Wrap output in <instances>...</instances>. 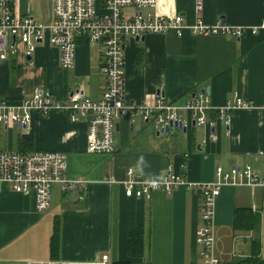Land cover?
<instances>
[{
    "label": "crops",
    "instance_id": "obj_1",
    "mask_svg": "<svg viewBox=\"0 0 264 264\" xmlns=\"http://www.w3.org/2000/svg\"><path fill=\"white\" fill-rule=\"evenodd\" d=\"M160 9L182 15L185 24L197 19L206 25L218 20L230 26L256 25L264 18V0H159ZM19 14L29 13L43 22L52 17L51 2L35 7L15 0ZM34 12V13H33ZM99 45L77 41L71 68L60 65L59 50L44 41L31 55L21 44L7 59H0V99L18 106L36 88L54 97L79 89L97 97L104 88ZM95 49V53L91 49ZM125 98L152 103L158 93L168 101L189 99L209 87L210 104L221 106L239 96L249 107L232 109L225 128L215 118V139L206 125L188 123L167 136L145 131L151 122L121 118L111 154L86 150V124L71 121L61 110L33 112L26 126L14 131L12 150L59 151L67 156L64 176L82 179L77 189L52 186L50 206L36 209L35 196L13 191L0 182V264H35L61 259L68 264H204L196 243L201 197L198 190L177 185L168 193L156 189L149 198L127 197L122 181L132 169L139 181L158 180L170 170L188 182L215 179L217 165L224 169L250 164L264 174V32L233 35L195 34L185 29L147 34L130 42L124 51ZM10 128V124L4 126ZM154 128V127H153ZM228 130V135L225 134ZM150 131V130H149ZM256 208L253 209L252 205ZM235 208H250L258 219L255 228L233 227ZM59 219V244L50 249L54 219ZM137 225L144 227L141 257L127 254V237ZM215 252L220 264H256L264 258V194L246 186H223L215 203ZM107 255L106 260L102 256ZM255 257V258H253Z\"/></svg>",
    "mask_w": 264,
    "mask_h": 264
},
{
    "label": "built area",
    "instance_id": "obj_2",
    "mask_svg": "<svg viewBox=\"0 0 264 264\" xmlns=\"http://www.w3.org/2000/svg\"><path fill=\"white\" fill-rule=\"evenodd\" d=\"M52 17L43 22L33 15L19 14L15 0H0V59L14 53L18 44L29 56L35 46L44 41L60 52L62 68H71L74 63L78 40L88 45L102 47L100 71L104 76V88L99 96L89 97L79 89L54 97L49 90L36 88L18 106L8 105L0 99V124H29L32 113L46 114L61 110L71 121L86 124V150L90 153L111 154L114 151V134L118 121L123 117L151 122L157 132L163 134L166 127L183 129L192 122L209 127V138L215 139V118L227 128L232 109L249 107L250 102L235 96L221 106L210 104L206 92H198L189 99L168 101L158 93L152 103L128 101L125 98L124 76L126 46L147 34L174 32L181 36L185 29L195 34H221L241 37L245 32H264V18L256 25L230 26L218 20L206 25L197 19L185 24L182 15L160 9L159 0H50ZM202 8L196 0L195 9ZM40 40V41H38ZM228 135V130L225 129ZM67 156L59 151L0 150V182L13 191L35 196L36 209L46 211L50 206L52 186L58 184L62 191L79 188L82 179H67L64 176ZM122 181L127 197L149 198L156 189L168 193L177 185L198 190L201 197L200 221L195 240L204 264H220L215 252L214 216L215 203L223 186H246L251 194L259 189L264 194V174L256 172L246 163L224 169L217 165L215 179L208 182H188L175 172L167 170L153 181H139L132 169ZM255 209L256 205L253 204ZM107 255L102 256L106 260ZM35 264H68L61 259H46Z\"/></svg>",
    "mask_w": 264,
    "mask_h": 264
},
{
    "label": "trees",
    "instance_id": "obj_3",
    "mask_svg": "<svg viewBox=\"0 0 264 264\" xmlns=\"http://www.w3.org/2000/svg\"><path fill=\"white\" fill-rule=\"evenodd\" d=\"M258 217L250 208H235L233 214V227L240 230H251L255 228ZM59 244V219H54L53 233L50 241V249L55 254ZM144 250V227L137 225L128 234L127 254L131 258L141 257ZM255 258V257H253ZM113 264H131L130 261H117ZM256 264H264V258Z\"/></svg>",
    "mask_w": 264,
    "mask_h": 264
},
{
    "label": "rangeland",
    "instance_id": "obj_4",
    "mask_svg": "<svg viewBox=\"0 0 264 264\" xmlns=\"http://www.w3.org/2000/svg\"><path fill=\"white\" fill-rule=\"evenodd\" d=\"M29 2H30V4H32L33 5V8H37V7H44L43 5H44V3H45V0H29ZM34 13V12H33ZM88 45V44H87ZM101 48V51L103 52V49H102V47H100ZM91 51L93 52V53H95L94 51H95V49H91ZM10 56V53H8V55H7V58ZM6 58V59H7ZM55 94H53V96H54ZM60 95H57V98L59 99L60 97H59ZM37 113V112H36ZM65 113V112H64ZM66 114V113H65ZM43 115V114H42ZM133 120H135V122H136V126L137 125H139V124H142L141 123V117L140 116H135L134 117V119ZM143 125V124H142ZM12 126H13V124H10V128H8L7 130H4L3 129V127L2 126H0V150H7V149H13V147H12V145H11V143H12V140H13V138H14V131L15 132H19V128L17 127V126H15V127H13V129H12ZM150 130V131H149ZM156 130L153 128V125H152V123H149V126L147 125L146 127H145V131L144 132H146L147 134L149 133V132H155ZM164 135L165 136H167L168 135V133H164Z\"/></svg>",
    "mask_w": 264,
    "mask_h": 264
},
{
    "label": "water",
    "instance_id": "obj_5",
    "mask_svg": "<svg viewBox=\"0 0 264 264\" xmlns=\"http://www.w3.org/2000/svg\"><path fill=\"white\" fill-rule=\"evenodd\" d=\"M143 39H144V37H141V38H140V40H143ZM38 41H40V40H38ZM208 90H209V87L207 86V87H205L204 89H201V92H206V93H208ZM116 128H117V127H116ZM183 130H185V128H183ZM169 132H170L169 128L166 127L164 133H169ZM160 133H162V132H156L157 135L160 134Z\"/></svg>",
    "mask_w": 264,
    "mask_h": 264
}]
</instances>
